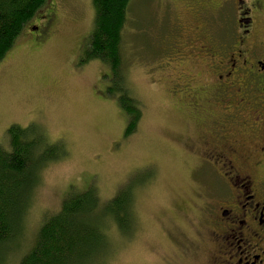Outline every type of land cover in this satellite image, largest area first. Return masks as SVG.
Masks as SVG:
<instances>
[{
	"label": "rangeland",
	"instance_id": "rangeland-1",
	"mask_svg": "<svg viewBox=\"0 0 264 264\" xmlns=\"http://www.w3.org/2000/svg\"><path fill=\"white\" fill-rule=\"evenodd\" d=\"M188 2H130L121 70L141 115L127 137V117L117 96L106 93L108 67L86 60L94 28L92 0H47L22 29L0 62V145L8 146L9 126L34 125L48 146L62 143L64 154L40 171L7 264H18L32 248L45 216L61 208L70 189L80 193L88 187L101 205L119 191H131L129 233L119 232L108 216L105 250L96 264H185L188 253H196L198 262L208 258L197 235L204 230L201 202L214 191L205 186L195 158H203L200 149L207 138L208 116L201 113L207 107L216 111L211 106L218 103L205 93L200 99L186 97L183 83L172 81L182 71L186 77L193 72L197 82L207 80L199 65H179L174 73L162 68L167 39L160 19L170 10L173 20L180 12L184 18ZM194 103L199 110L191 108ZM240 143L249 146L246 139ZM198 244L203 245L199 251Z\"/></svg>",
	"mask_w": 264,
	"mask_h": 264
},
{
	"label": "flooded vegetation",
	"instance_id": "flooded-vegetation-1",
	"mask_svg": "<svg viewBox=\"0 0 264 264\" xmlns=\"http://www.w3.org/2000/svg\"><path fill=\"white\" fill-rule=\"evenodd\" d=\"M188 1L184 18L179 11L173 20L170 10L160 19L167 39L162 68L174 73L197 64L209 77L197 82L180 70L172 81L183 83L186 97L205 93L218 103L201 113L207 138L203 158H195L217 196L200 206L204 230L197 236L208 258L198 262L188 253L185 264H264V0Z\"/></svg>",
	"mask_w": 264,
	"mask_h": 264
},
{
	"label": "trees",
	"instance_id": "trees-1",
	"mask_svg": "<svg viewBox=\"0 0 264 264\" xmlns=\"http://www.w3.org/2000/svg\"><path fill=\"white\" fill-rule=\"evenodd\" d=\"M47 0H0V62L15 43L22 29ZM132 0H92L93 30L89 35L86 60L102 61L110 73L106 93L118 99L127 117L124 137L136 130L140 107L125 86L122 74L121 42ZM47 26V22H44ZM7 148L0 145V264H7L6 253L20 236L24 214L29 209L40 171L59 161L62 143L48 146L34 125L7 128ZM131 191H119L102 205L91 187L77 193L69 190L61 208L45 216L35 243L18 264H96L104 254L109 217L123 235L128 223ZM119 213L121 215H119ZM109 216V217H108Z\"/></svg>",
	"mask_w": 264,
	"mask_h": 264
}]
</instances>
